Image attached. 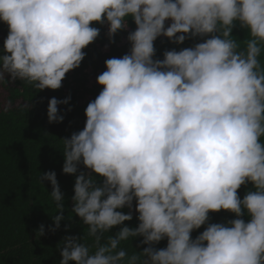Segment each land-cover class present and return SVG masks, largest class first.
<instances>
[{"label": "clouds", "instance_id": "clouds-1", "mask_svg": "<svg viewBox=\"0 0 264 264\" xmlns=\"http://www.w3.org/2000/svg\"><path fill=\"white\" fill-rule=\"evenodd\" d=\"M129 18V52L105 60L83 129L61 139L73 194L55 170L38 177L55 205L47 231L64 220L66 233L83 229L58 242L59 264H264V0H0V86L60 89L100 35L93 22L111 44ZM159 37L202 42L154 59ZM70 99L48 100L49 124L63 122ZM221 210L235 218L209 223ZM34 231L39 239L45 225Z\"/></svg>", "mask_w": 264, "mask_h": 264}, {"label": "trees", "instance_id": "trees-1", "mask_svg": "<svg viewBox=\"0 0 264 264\" xmlns=\"http://www.w3.org/2000/svg\"><path fill=\"white\" fill-rule=\"evenodd\" d=\"M129 31L135 29V24L129 18ZM92 26L100 27L99 37L83 51L85 59L79 68L66 73L62 87L58 90L45 89L33 94V89L17 81L7 90V98L11 106L5 111L0 109V264H59L61 259L57 249L58 242L67 235L83 234L78 223H72L69 232H65V225L69 221H61V228L54 234L47 231L52 224L50 215L55 212V205L51 201L49 192L51 186L38 183L40 172L55 170L62 192L70 198L73 194L74 176L62 174V138L70 136L73 131L82 130L85 122V109L88 103L96 98L103 86L97 84V76L106 70L105 60L112 57H122L131 47L127 40V31H121L114 37V43H109L107 25L101 26L93 22ZM179 35V34H178ZM233 35L238 40H244L247 30L237 26ZM7 36V26L0 22V49ZM202 42L200 38L186 39L183 44H172L165 37H159L154 42L156 55L154 59H163L165 50L192 47ZM107 46L106 52L102 49ZM2 54V53H0ZM96 79L91 81V76ZM71 97L67 105H60L64 120L59 124L47 122L46 110L48 100L52 97L65 99ZM19 101L16 103V101ZM31 102L34 106L30 111H24L23 106ZM71 108V111L68 109ZM46 133V134H45ZM251 184L242 185L238 195L242 199ZM68 208L70 199H66ZM125 213L129 210L123 209ZM68 212H65V216ZM133 213V220L125 224L135 227L138 221ZM209 223H224L235 218L234 214L221 210L209 214ZM247 222L248 217H243ZM74 217V221H78ZM45 225L46 234L37 239L35 229L40 224ZM192 232L195 239L205 229ZM119 226L111 230L114 234ZM137 241L132 242L135 250ZM167 240H162L157 248L166 247ZM127 246V244H126ZM129 251L132 249L129 247Z\"/></svg>", "mask_w": 264, "mask_h": 264}, {"label": "rangeland", "instance_id": "rangeland-1", "mask_svg": "<svg viewBox=\"0 0 264 264\" xmlns=\"http://www.w3.org/2000/svg\"><path fill=\"white\" fill-rule=\"evenodd\" d=\"M130 30V28L127 30V32ZM104 52L106 51L105 47L102 49ZM94 76V75H93ZM92 81V80H91ZM7 90L5 87L0 86V109L5 108V105L9 104V99L7 98ZM19 101L17 100L16 103ZM11 106V104H10Z\"/></svg>", "mask_w": 264, "mask_h": 264}]
</instances>
